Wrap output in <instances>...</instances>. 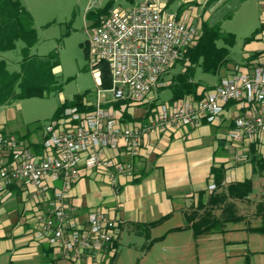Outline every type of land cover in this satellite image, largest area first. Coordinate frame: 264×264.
<instances>
[{"label": "built area", "instance_id": "1", "mask_svg": "<svg viewBox=\"0 0 264 264\" xmlns=\"http://www.w3.org/2000/svg\"><path fill=\"white\" fill-rule=\"evenodd\" d=\"M200 27L190 11H170L151 1L127 10L111 9L91 29L87 42L89 57L95 63L106 62L111 75V86L99 88L90 102L94 108L67 107L62 117L49 122L41 154L0 132V199L15 182L34 188L36 198L45 205L36 216V241L56 248L76 264H99L105 255L112 256L118 221L98 208L89 211L82 223L73 213L69 192L82 167L133 177L132 157L139 154L150 133L217 122L234 101L244 109L227 132L234 160L246 161L254 142L261 141L264 148V54L235 63L200 99L159 104L145 122L126 124L117 109L105 106L118 99L139 103L165 86L164 74L196 43ZM117 153L130 158L120 160Z\"/></svg>", "mask_w": 264, "mask_h": 264}, {"label": "crops", "instance_id": "2", "mask_svg": "<svg viewBox=\"0 0 264 264\" xmlns=\"http://www.w3.org/2000/svg\"><path fill=\"white\" fill-rule=\"evenodd\" d=\"M261 2L264 0L259 1ZM187 9L194 15V20L201 23L198 20L200 16L198 7L193 6L178 11ZM260 19L261 31L249 41L244 61L255 52L264 51V9ZM256 58L257 56L251 60ZM227 70L224 69L220 73L219 80ZM167 83L166 81L165 86ZM163 87L155 90L145 101L130 102L126 109L130 118L126 119L128 122H124L132 124L147 121L151 115L147 117L150 107L154 103L155 106L164 103L154 102V99L157 100V92ZM193 98L197 99L194 95H188L173 103L169 99L166 103L175 105L181 100ZM155 109L156 107L153 110ZM243 111L244 109H239L236 102L231 101L226 105L224 113L217 122L204 121L197 127L180 126L150 133L144 138L139 154L132 157L136 169L133 177L111 175L82 167L80 177L73 183L69 192L68 200L74 215L79 221L86 223L89 211L102 208L110 217L116 219L119 223V232L112 244L114 250L118 249L120 238L126 228L141 229L138 223H154L148 233L143 231L146 236H151L152 231L159 234L162 226L169 224L165 227L164 234L157 235L153 241L164 238L166 234L172 232L183 230L193 232L190 224H187V217L193 215L196 217L197 213L202 214L208 206L210 196L221 190V186L209 190V185L215 183L216 176L212 168H223L224 185L231 181L250 178L251 171H254L253 164L248 160L235 162L232 143L227 136L228 130L234 125L235 116ZM119 112L122 119V112ZM44 130L45 128L39 129V133L34 135V138L23 142L28 145L40 141ZM108 153L115 154L111 150ZM116 156L120 160L130 158L121 153H117ZM34 193L33 187L22 186L15 182L9 185L0 199V264H76L62 257L56 248L34 239L36 216L45 208L44 203L39 201ZM262 198L254 203L251 202V198L238 202L239 214L245 215L240 221L249 225L250 217H263L262 211L259 213L258 210V204L264 202V195ZM252 204H255L254 210L250 208ZM216 213L219 214V210ZM173 218L177 222L172 223ZM226 225L225 234L222 231L203 234L196 238L213 239L222 238L228 235V232L230 235L242 233L241 238H231L225 242V247L231 249L236 256L234 264H264V237H261L263 235L260 232L249 231L250 227L255 226L244 225L245 227L240 228L231 225L226 230ZM176 242L173 240L170 244L171 248L176 247ZM113 256L116 255H105L99 264H105L106 259Z\"/></svg>", "mask_w": 264, "mask_h": 264}, {"label": "rangeland", "instance_id": "3", "mask_svg": "<svg viewBox=\"0 0 264 264\" xmlns=\"http://www.w3.org/2000/svg\"><path fill=\"white\" fill-rule=\"evenodd\" d=\"M34 17V26L37 30L38 40L32 46L31 53L46 55L56 50L58 52L59 65L55 68V74L59 83L63 85L61 92L54 91L49 95L40 97H27L0 105V130L15 137L27 134L24 141L28 142L39 133V129L45 128L52 115L64 99H72L76 94L91 91V95L85 97L86 105H92L100 87V72L96 63L89 57L84 46L87 44L91 29V22L86 17L87 12L105 6L110 10L114 8L127 10L142 2L151 1L173 11L178 9L198 7L200 26L207 21L210 24L220 22L223 30L235 33L236 42L231 47V62L244 63V56L248 52L246 38L254 34L261 25L260 15L264 9V2L260 0H20ZM188 10V9H187ZM199 13H197L199 15ZM201 28V27H200ZM23 40H17L13 49L0 51V59L7 62L10 71L20 70L22 59ZM219 45L223 41L218 42ZM183 58V57H182ZM177 60L164 74L167 85L157 92V100L154 102L166 103L172 97V89L168 86L172 77L184 69L183 60ZM258 58V57H257ZM235 62V63H234ZM232 63L229 65L231 66ZM233 66V65H232ZM219 73L213 74L196 68L195 79L203 85L216 84ZM104 94L111 96V92ZM157 107V106H154ZM150 107V112L153 111ZM125 110L127 106L123 107ZM117 111H119L117 109ZM251 145V144H250ZM236 162V161H235ZM239 163V162H236ZM250 178L253 189L249 194L251 202L261 200L264 195V169L251 171ZM214 184L215 183H211ZM210 184V185H211ZM209 185V186H210ZM216 189V185L215 188ZM210 189L209 190H213ZM250 203V201H248ZM255 209V204L250 207ZM175 218V217H174ZM172 220V223L176 220ZM176 219V218H175ZM250 226H259L264 222L262 216L249 218ZM170 222V221H169ZM166 222V223H169ZM161 232L146 236L141 229L126 228L120 238V245L116 250V256L108 257L105 264H234L236 256L231 249L225 247V242L231 238H241L242 233L229 234L222 238H196L191 230H183L166 234V237L154 240ZM236 225L240 228L249 226L244 221L228 222L227 228ZM244 226V227H245ZM248 229V228H247ZM250 232H256L249 230ZM224 234L226 231L223 232ZM252 233H245L250 235ZM258 233V232H257ZM264 237V233L260 232ZM253 236H251L252 239ZM176 240V247L170 244ZM152 243V244H151ZM151 244V245H150ZM235 256V257H234Z\"/></svg>", "mask_w": 264, "mask_h": 264}, {"label": "trees", "instance_id": "4", "mask_svg": "<svg viewBox=\"0 0 264 264\" xmlns=\"http://www.w3.org/2000/svg\"><path fill=\"white\" fill-rule=\"evenodd\" d=\"M109 11L110 8L107 6L88 11L86 17L91 22L90 26L99 25ZM260 31L261 27L256 29L252 36L246 38L247 42L251 41L256 33ZM17 40H23L25 43L21 50L20 70L10 71L7 68V62L0 59V105L10 103L16 99L34 96L43 97L54 91L61 92L63 85L59 83L55 74V68L59 65L58 52L53 50L46 55L31 53L32 46L38 40L32 13L20 0H0V51L15 48ZM220 40L223 41L222 45L218 44ZM235 42V33L223 30L220 22L213 24L207 21L202 22L201 33L196 43L189 46L183 55L184 69L176 73L168 85L172 89L170 102L173 103L188 95H194L197 99H200L208 90L213 88V85H203L200 80L195 79L196 68L201 67L203 71L213 74L219 73L223 68L230 70L233 65L229 66L233 63L231 62L230 52ZM84 48L88 52V44ZM263 54L264 51L255 52L249 56V59H254L256 56L260 57ZM249 59L246 62L250 61ZM95 66L100 69V87L102 89L109 88L111 86V75L108 64L104 61H97ZM201 86H203L202 90L198 92ZM87 95H91V91L87 90L81 94H76L70 100L64 99L55 110L50 122L62 117L67 107L76 106L81 111L92 110L94 105H86L85 97ZM123 104L128 106L130 101L118 99L106 103L105 106H112L121 111V120L128 122L126 119L130 118V114L124 108H121ZM155 105L154 103L152 107ZM154 113V110L152 112L148 111L147 117L150 114L154 115ZM0 132L4 133L2 130ZM25 136L27 134L17 138L23 141ZM44 138L45 133L40 141L31 142L28 146L41 154L45 151ZM263 151L261 141L254 142L249 147L247 160L253 164L254 171L264 169ZM212 171L216 175V189L221 186V190L210 196L208 206L202 214L197 213L196 217L194 215L187 217V224L192 227L195 237L222 232L228 222L242 220L245 215L239 214L238 202L248 200L253 189L251 178L231 181L224 185L223 168L213 167ZM258 207L259 213L262 211L264 217V202L261 201ZM217 210H219V214L216 213ZM153 224L138 223V226L142 231L148 233ZM250 229L264 233V222L262 225L250 227ZM113 255H116V250H114Z\"/></svg>", "mask_w": 264, "mask_h": 264}]
</instances>
